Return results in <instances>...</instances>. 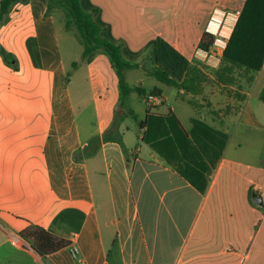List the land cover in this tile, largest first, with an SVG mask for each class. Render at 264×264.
Instances as JSON below:
<instances>
[{
  "label": "crops",
  "instance_id": "crops-1",
  "mask_svg": "<svg viewBox=\"0 0 264 264\" xmlns=\"http://www.w3.org/2000/svg\"><path fill=\"white\" fill-rule=\"evenodd\" d=\"M244 1L80 0L85 11L98 10L102 37L127 60L179 67L197 60L212 68ZM48 2L17 4L0 28V45L14 57L6 64L0 55V264H264V207L251 196L256 191L264 202V168L228 155L239 126L264 130L250 102L260 101L264 70L244 90L241 109L235 95L217 86L205 87L197 107L176 88L190 113L156 87L162 96L149 102L153 109L137 114L120 101L117 79L115 88L103 85L99 97H90L84 131ZM206 32L214 38L209 51L199 46ZM105 55L102 61L110 62ZM170 75L178 82L185 77ZM58 78L65 100L57 99ZM125 110L138 123L148 112L175 116L183 130L159 124L149 144L146 128H139L133 141ZM30 225L76 244L79 258L70 245L37 255L20 237Z\"/></svg>",
  "mask_w": 264,
  "mask_h": 264
},
{
  "label": "trees",
  "instance_id": "trees-1",
  "mask_svg": "<svg viewBox=\"0 0 264 264\" xmlns=\"http://www.w3.org/2000/svg\"><path fill=\"white\" fill-rule=\"evenodd\" d=\"M48 1L47 15L54 13L56 6H59L65 11V26L69 28L74 25L78 30L84 47V58H93L101 49L108 55L110 63L116 71L120 98L122 101L133 91L141 93L145 98L149 95L162 96V91L158 89L153 90L151 94L147 95L142 88L128 85L126 81V71L139 69L141 65L127 60L119 45L101 36V27L95 20L98 14L97 9L91 12L85 11L80 0ZM27 2L28 0H0V28L8 22L9 15L17 4H25ZM238 10L239 18L223 52L221 62L219 66L215 68L212 76L211 74H206L202 70L203 64L197 60L189 64L185 71V77L181 82L172 78L170 71L165 68L149 70L147 71L148 74L166 85L182 90L184 95H191L193 100H189L188 103L195 107H197L195 99L204 93L206 86H217L227 93L229 97L231 94L235 95L239 102V109H241V105L246 101L247 95L244 93L245 86L241 84L240 81L241 79L246 80L249 85L248 88L250 89L264 62V0H245ZM213 44L214 38L212 34L209 32L204 33L200 40V49L209 51ZM0 55L3 57L6 64H12L14 57L7 54L6 50L1 45ZM204 67L206 68L207 66ZM237 71H239V74ZM66 82L69 83V76H67ZM259 100L264 103V88L259 96ZM163 118L168 121H170L171 118L176 119L175 116L172 117L170 115L164 116ZM163 118L160 115L148 112L146 119L139 123L140 130L145 128L147 130L144 136V140L147 143H155L156 139L153 140V131L160 127L159 124L163 123ZM160 119L163 121L161 122ZM175 121L178 128L183 130L180 123L177 120ZM115 127H117V124H114V128H112L111 131H113ZM164 137L168 136L165 135ZM104 139L106 140L107 138ZM166 141L167 138L164 142ZM119 143H121V141H119ZM74 158L80 160L77 154ZM20 237L28 241L33 251L40 257H49L70 245L68 240L53 235L46 229L34 225H30L24 229L20 233Z\"/></svg>",
  "mask_w": 264,
  "mask_h": 264
},
{
  "label": "rangeland",
  "instance_id": "rangeland-1",
  "mask_svg": "<svg viewBox=\"0 0 264 264\" xmlns=\"http://www.w3.org/2000/svg\"><path fill=\"white\" fill-rule=\"evenodd\" d=\"M85 6L86 4L84 3L82 7L85 9ZM53 15L55 17L59 31L60 41L64 54V60L70 79V84H69L70 90H71V94L74 97V102L76 106L75 108L76 113L80 121L82 130L84 129V131H86L88 124L86 104L90 102V97L92 95H95V97H99L102 89L101 86L106 85L109 87V89L111 90L113 89L115 85V80L117 81L116 71L114 70L110 62L102 61L101 56L106 54L103 49L97 52V54H99L97 55V57L96 56H94L93 58L83 57L84 47L82 45L79 32L74 25L69 28L65 26L66 16L64 9H62L59 6H56ZM7 23H5L4 25H6ZM168 54L170 59L173 58L171 53ZM105 58L109 60L107 54L105 55ZM164 58L165 57L163 56L160 57V59H164ZM193 62L180 64V67L173 63H165V62L144 63L141 65L139 69H132L126 71V81L128 85L131 87H139V88L141 87L147 95H149L150 92H152L156 87H160L164 91H166V93L169 95L171 104L177 105L178 103L181 102L177 99L178 90L175 87L166 85L158 81L155 77L145 74H148L147 71L153 70L155 68L168 69L170 73L174 75L185 74V71L188 68L189 64H192ZM202 64H203L202 70L206 74H211L212 76V74H214L215 68L207 66L204 63ZM204 66L207 67L205 68ZM237 72L239 74V71ZM99 74H107L105 76V81L101 77L99 79ZM240 82L245 86V89H249L248 88L249 85L247 84L246 80L241 79ZM66 91L67 90L63 85L61 78H58L57 91H56L57 99L65 100L67 96ZM143 97L144 96L141 93L137 91H133L126 96L125 103L133 107L135 113L137 114H140V111L138 110L139 108L142 109L143 111H145L148 108L151 111L153 107L148 106L150 101L145 97L144 98L146 101H143L144 99ZM250 102L252 104V107L255 108L258 106L256 108V113H255L257 114L258 118L264 119V112L261 111L264 110L261 107L264 106V103H262L261 101H253V100ZM181 104L183 105V103ZM183 106H185L183 109H185L186 111L189 110L188 111L189 113L193 112V110L187 107V105H183ZM181 113L184 112L181 111ZM120 114H121L120 112L119 114L116 113V117L119 116ZM141 115H142L141 117H143L144 112H142ZM123 117L122 118L124 119L123 121H125V125H127L130 129V132L127 134V138L136 141L140 133L138 119L136 120V118L134 119L131 116H129L128 111L126 110H125V115ZM163 120L164 121L161 124V126H164L167 128V130L173 132L174 127L177 126V123L175 121L176 119L171 118L170 121L166 119ZM165 135L168 136L167 134ZM170 135H172V133ZM239 135H240V139L232 144L231 148L228 151V155L232 157H236L237 159L243 160L256 167L264 168V130H260V129L257 130V129H253L252 127H246L241 125L239 126ZM114 136H117V134H115ZM177 150L178 151L177 152L175 151V153H177V155L181 157L182 155L181 148H177ZM142 210L143 207L141 208V211Z\"/></svg>",
  "mask_w": 264,
  "mask_h": 264
},
{
  "label": "built area",
  "instance_id": "built-area-1",
  "mask_svg": "<svg viewBox=\"0 0 264 264\" xmlns=\"http://www.w3.org/2000/svg\"><path fill=\"white\" fill-rule=\"evenodd\" d=\"M263 70H264V62L262 64V67H261V70L260 71H263ZM147 99L150 102H155L156 101V97L154 95H149L147 97ZM70 252H71V255H72V257L74 259H78L79 258V256H80V248L76 244H71L70 245Z\"/></svg>",
  "mask_w": 264,
  "mask_h": 264
},
{
  "label": "water",
  "instance_id": "water-1",
  "mask_svg": "<svg viewBox=\"0 0 264 264\" xmlns=\"http://www.w3.org/2000/svg\"><path fill=\"white\" fill-rule=\"evenodd\" d=\"M251 196H252L253 203L257 207H259V208H263L264 207L263 199L261 198V196L256 191H253Z\"/></svg>",
  "mask_w": 264,
  "mask_h": 264
},
{
  "label": "clouds",
  "instance_id": "clouds-1",
  "mask_svg": "<svg viewBox=\"0 0 264 264\" xmlns=\"http://www.w3.org/2000/svg\"><path fill=\"white\" fill-rule=\"evenodd\" d=\"M215 66V65H214Z\"/></svg>",
  "mask_w": 264,
  "mask_h": 264
}]
</instances>
